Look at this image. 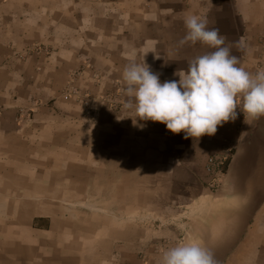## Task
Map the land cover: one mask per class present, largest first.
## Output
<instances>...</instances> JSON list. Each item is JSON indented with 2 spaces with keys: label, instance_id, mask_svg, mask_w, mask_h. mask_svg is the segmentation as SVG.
Here are the masks:
<instances>
[{
  "label": "crops",
  "instance_id": "crops-1",
  "mask_svg": "<svg viewBox=\"0 0 264 264\" xmlns=\"http://www.w3.org/2000/svg\"><path fill=\"white\" fill-rule=\"evenodd\" d=\"M191 15L264 71V0H0V264H161L190 239L217 264L260 260L264 116L185 138L124 108L131 60L163 83L214 51L180 43ZM227 142L212 192L204 166Z\"/></svg>",
  "mask_w": 264,
  "mask_h": 264
},
{
  "label": "clouds",
  "instance_id": "clouds-1",
  "mask_svg": "<svg viewBox=\"0 0 264 264\" xmlns=\"http://www.w3.org/2000/svg\"><path fill=\"white\" fill-rule=\"evenodd\" d=\"M187 34L181 44L200 42L214 51L192 59L186 70L175 73L179 80L160 81L159 74L144 61L134 59L125 66L122 79L126 110L140 121L160 122L173 134L185 138L212 136L218 126L234 121L241 113L236 98L242 95L243 110L251 117L264 116V71L250 74L231 54L218 28L209 27L206 17L191 15L184 20ZM242 43V42H241ZM147 54V53H146ZM132 118V117H131ZM161 264H217L213 253L190 239L166 250Z\"/></svg>",
  "mask_w": 264,
  "mask_h": 264
},
{
  "label": "built area",
  "instance_id": "built-area-1",
  "mask_svg": "<svg viewBox=\"0 0 264 264\" xmlns=\"http://www.w3.org/2000/svg\"><path fill=\"white\" fill-rule=\"evenodd\" d=\"M72 93L68 91L67 94H65L66 98L75 95ZM78 99H80V97H78ZM237 110L241 113L239 116L243 117L242 107H237ZM233 150L231 144L227 142L222 146L220 152L208 156L204 166L205 175L203 179L204 184L210 191L216 192L219 190L226 168L232 158Z\"/></svg>",
  "mask_w": 264,
  "mask_h": 264
},
{
  "label": "rangeland",
  "instance_id": "rangeland-1",
  "mask_svg": "<svg viewBox=\"0 0 264 264\" xmlns=\"http://www.w3.org/2000/svg\"><path fill=\"white\" fill-rule=\"evenodd\" d=\"M261 54V53H260ZM261 55H264V52H262V54ZM262 59V57L260 56V60ZM72 94H74V93H72ZM89 106V105H88ZM86 107H87V105H86ZM261 252H260V251ZM259 252H260V255L261 254H263V255H261V257H260V260H258L257 262L256 261H244L243 262V264H264V248H262V246H260L259 247Z\"/></svg>",
  "mask_w": 264,
  "mask_h": 264
}]
</instances>
